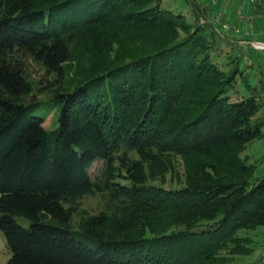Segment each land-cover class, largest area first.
Wrapping results in <instances>:
<instances>
[{
	"label": "trees",
	"instance_id": "1",
	"mask_svg": "<svg viewBox=\"0 0 264 264\" xmlns=\"http://www.w3.org/2000/svg\"><path fill=\"white\" fill-rule=\"evenodd\" d=\"M206 30L163 0H0L5 264H231L252 254L241 232L264 227V174L255 178L242 153L264 137V97L246 80V93L234 89L243 72H226ZM74 42L90 58L70 85ZM27 60L56 76L41 89L60 110L52 131L33 113ZM99 192L127 200V218L73 226L78 201Z\"/></svg>",
	"mask_w": 264,
	"mask_h": 264
},
{
	"label": "rangeland",
	"instance_id": "2",
	"mask_svg": "<svg viewBox=\"0 0 264 264\" xmlns=\"http://www.w3.org/2000/svg\"><path fill=\"white\" fill-rule=\"evenodd\" d=\"M221 5L219 7H213L206 0H163V7L180 10L187 15L191 22H196V19H198L200 24L207 27L206 31L210 37L209 39L214 43V57L220 62L226 72L231 73L237 70V67L239 66V72H243V76L238 73V80L234 89L238 92L246 93L244 82L245 80L249 81L252 85L258 88V97L262 99L264 97V91H261V86L264 82V49L254 46L252 42L254 40H262L264 29L257 27L258 34L256 35H248L244 31H241L239 34H236L233 31H223L221 26L216 25L215 23V16L217 13L220 10H224ZM242 7L243 5L235 3L233 8L231 7V10H233V13L235 14L234 17L231 16L232 18H225L223 16L224 20L235 24L237 22L238 9ZM214 25L217 26V29L220 31H218L219 33L216 36H214L212 32ZM228 39H230V41ZM232 41L235 42L236 47L229 44V42L232 43ZM229 47H231V51H234V54H232L231 57H226L224 54L225 52H229L227 49ZM238 51L242 53L241 59L235 57V54ZM89 58L90 57L78 47V44L74 42L73 58L66 65V83L68 82L71 85L72 83L75 84V82H77L80 77L78 71L81 67L87 66ZM27 72L30 80L36 87L37 99L39 101V105L36 106L33 113L42 116L48 115L44 125L48 130L52 131L58 127L60 110L53 105L52 101H50L49 94H51V92L44 90V92H42L41 89L46 88V90H48L47 86L50 87L51 83L55 82L56 76H50L47 74L45 68L33 60H27ZM58 86L59 84L55 83L51 86V89L54 90V88L56 89ZM134 156L136 157V154H133V157ZM242 157L246 161L256 165L255 178H258V176L261 177L264 174V137L250 142L246 150L243 151ZM174 165L175 172L173 174H168V183L173 186L178 185V180L175 179H178L179 174H183L184 172L183 161L180 157L175 159ZM104 166L105 164L102 160L97 161L92 166L90 173L93 180L98 181L102 178ZM176 173L179 174L176 175ZM182 174L180 176H182ZM77 208L78 210L74 213L72 219V224L75 227H79L86 215L90 216L105 213L110 216L112 215L121 219H126L130 211L128 209L127 200L123 201V203L120 199L114 202L106 192H99L83 197L78 201ZM19 219L27 226L30 223L23 218ZM241 233L251 238L252 243L250 246L253 249V252L249 255L238 256L231 264H264V227H258L254 230ZM9 256L10 252L6 246L5 237L0 231V264H5L9 259Z\"/></svg>",
	"mask_w": 264,
	"mask_h": 264
},
{
	"label": "built area",
	"instance_id": "3",
	"mask_svg": "<svg viewBox=\"0 0 264 264\" xmlns=\"http://www.w3.org/2000/svg\"><path fill=\"white\" fill-rule=\"evenodd\" d=\"M211 6L219 7L221 5V0H206ZM239 5H243L242 8L238 9L237 22L232 24L231 22L225 21L223 18V11L220 10L215 16L216 25L221 26L223 31H233L239 34L244 31L248 35H256L257 32V17L250 12V7L256 8L257 12L260 14L264 13V0H237ZM252 44L258 48L264 49V33L262 35V40H254Z\"/></svg>",
	"mask_w": 264,
	"mask_h": 264
},
{
	"label": "crops",
	"instance_id": "4",
	"mask_svg": "<svg viewBox=\"0 0 264 264\" xmlns=\"http://www.w3.org/2000/svg\"><path fill=\"white\" fill-rule=\"evenodd\" d=\"M221 3H222V7L224 8L223 12V16L225 18L227 17H234V13H233V10H231V7L233 8L234 4L237 3V0H221ZM250 12L252 14H254L257 18V27L258 28H263L264 29V25H263V20H264V13L261 12L260 14L257 12L256 8H254L253 6L250 7ZM231 17V18H232Z\"/></svg>",
	"mask_w": 264,
	"mask_h": 264
}]
</instances>
